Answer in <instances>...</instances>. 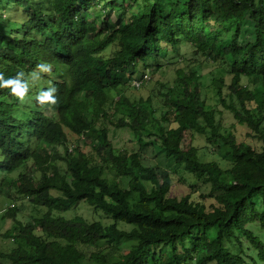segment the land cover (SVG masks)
I'll use <instances>...</instances> for the list:
<instances>
[{
  "label": "trees",
  "instance_id": "1",
  "mask_svg": "<svg viewBox=\"0 0 264 264\" xmlns=\"http://www.w3.org/2000/svg\"><path fill=\"white\" fill-rule=\"evenodd\" d=\"M95 5L101 22L89 16ZM182 41L218 70L216 104L201 62L182 65ZM168 46L179 51L174 78L128 95ZM224 112L260 150L224 127ZM109 124L138 149L116 150ZM71 135L83 145L72 148ZM197 135L220 159L204 158ZM160 154L210 185L215 203L171 195L170 172L144 159ZM6 190L38 215L23 221L8 206L16 245L0 249V264H248L241 237L264 263V242L247 228L264 226V0H0ZM83 201L113 221L62 214Z\"/></svg>",
  "mask_w": 264,
  "mask_h": 264
},
{
  "label": "rangeland",
  "instance_id": "2",
  "mask_svg": "<svg viewBox=\"0 0 264 264\" xmlns=\"http://www.w3.org/2000/svg\"><path fill=\"white\" fill-rule=\"evenodd\" d=\"M89 16H93L97 21L101 22L103 18V11L101 7L99 5H95V7L90 11ZM167 49V55L164 54L157 61H151V67L146 70V72H148V75L151 78L150 82L140 89H135L131 86L126 92L128 95H146L148 94L149 90H151L158 84V80L163 81L174 78L175 68L181 66V63H176V57L178 56L179 51L174 53L173 48H171L170 46H168ZM179 50V59L181 60V62H183L182 65H186L187 63L192 62L195 59L201 62L199 69L202 74V80L204 82V85H206L208 102L210 104H216L217 98L212 91V86L210 83L213 75L218 74V70L212 67L207 62L206 58L201 55V53H196L194 51V48L188 41H182ZM244 81L246 82L248 81V79L245 78ZM113 94L112 98L114 97ZM222 122L226 129L230 131L232 130L236 133V135H238L240 141H243L245 142V144H248L254 147L255 149L260 150L261 142L259 141V139L250 135V130L246 126L237 123V121H235V119L229 112H224ZM109 129L110 136L112 138L116 150H120L125 147L128 150L138 149V146L131 142V134L127 129L115 128L111 124H109ZM69 140L72 144L73 142H78L79 137L71 135ZM84 141L85 140H80L79 142L83 145ZM194 143L201 148L200 151L204 155L205 159H220L219 153L217 151H214L212 153L209 152L210 150L208 148H205L207 143L204 136L197 135L194 140ZM72 146V148L76 149L75 145L72 144ZM144 159L147 161V163L150 164L158 163L170 172V182L172 183L171 195L181 197L183 195L190 194L193 199L206 202L207 205L215 203V194L212 192L211 186L203 183L201 180L195 177L194 174L185 170L182 165L176 164L173 159L167 158L164 154H160L155 159H151L149 157H146ZM13 204L15 207L20 208V211L17 213V217L23 221H28L33 216L38 215L35 208L32 206L28 198H26L24 195L18 194L13 190H6L3 195H0V249L3 251H10L16 245L12 235H9V237L5 236L6 232H14L16 230L14 219L10 216H5L8 206H13ZM62 214H64L66 217H73L79 214L86 217L88 220H101L102 222L107 224L113 221L110 216H107L101 211H96L92 206H90L84 201L78 203L73 209ZM121 226L130 228V226L124 224H121ZM247 228L253 231L264 242V226L261 224V222H250L247 225ZM241 239L244 243V248L249 259L248 264H264L262 261H260L258 257L257 248L252 246L247 239L243 237H241ZM131 243V241L121 243L122 249H124V251H127ZM237 245L238 244H236L234 247L235 250L238 247Z\"/></svg>",
  "mask_w": 264,
  "mask_h": 264
},
{
  "label": "built area",
  "instance_id": "3",
  "mask_svg": "<svg viewBox=\"0 0 264 264\" xmlns=\"http://www.w3.org/2000/svg\"><path fill=\"white\" fill-rule=\"evenodd\" d=\"M150 78V76L148 75V73L144 74V76L142 77V80H133V83L137 86H139L141 84L142 81H147Z\"/></svg>",
  "mask_w": 264,
  "mask_h": 264
}]
</instances>
